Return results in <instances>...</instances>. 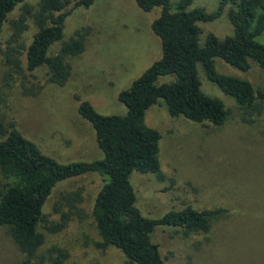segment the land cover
Instances as JSON below:
<instances>
[{"label":"rangeland","instance_id":"374dc122","mask_svg":"<svg viewBox=\"0 0 264 264\" xmlns=\"http://www.w3.org/2000/svg\"><path fill=\"white\" fill-rule=\"evenodd\" d=\"M38 2L26 0L35 8ZM23 4L9 13L0 33V117L14 119L43 153L61 163L102 158L95 130L80 115L79 105L89 101L105 115L127 113L120 93L163 55L162 40L152 29L161 8L144 11L135 0H95L90 7L73 10L63 40L84 28L89 33L85 50L69 57L70 78L59 85L49 81L45 66L29 71L25 54L20 69L5 60L11 21L22 12ZM218 4L219 0H193L190 9L215 11ZM199 25L202 42L209 32L220 38L233 32L226 13ZM37 30L30 19L22 37L26 46ZM256 39L264 42V33ZM61 42H56L49 54H55ZM216 68L264 89V68L255 62L243 71L217 58ZM198 70L201 89L224 101L228 117L222 125L174 117L163 99L147 109L146 123L162 134L160 164L165 178L134 171L130 181L137 194L136 205L145 217L154 219L188 204L198 209L227 208L213 219L208 232L185 235L178 227H157L152 239L166 264H264V99L258 98V108L245 113L234 98L207 78L201 64ZM174 78L162 76L159 82ZM35 89L36 94L27 93ZM107 178L89 172L56 184L44 204L45 217L50 222L60 221L62 211L56 210V202L64 192L78 189L83 194L80 206L84 215L73 216L54 233L40 225L46 239L34 264H131L119 248L99 245L102 238L93 207ZM6 181L0 173V188ZM21 258L14 242L0 229V264H18Z\"/></svg>","mask_w":264,"mask_h":264},{"label":"trees","instance_id":"16d2710c","mask_svg":"<svg viewBox=\"0 0 264 264\" xmlns=\"http://www.w3.org/2000/svg\"><path fill=\"white\" fill-rule=\"evenodd\" d=\"M144 11L161 8L152 29L162 40L163 55L149 66L132 85L123 90L119 100L127 107L125 115H105L89 101H82L79 113L95 130L96 141L104 156L92 161L61 163L43 153L26 137L14 119L0 117V173L7 180L0 188V229L14 242L22 254L18 264H34L46 235L39 230L45 225L51 233L62 230L73 216L84 210L81 189L64 192L56 202L62 211L60 221L50 222L43 212L44 204L60 181L89 172L108 178L98 191L93 207L103 248L115 246L131 264H166L152 234L159 226L180 228L185 235L208 232L213 219L227 212L225 207L198 209L188 204L171 210L160 218L145 217L136 205L137 194L130 181L134 171L153 173L165 178L160 164L159 130L145 121V113L160 99L165 101L171 116H183L199 123L222 125L229 110L218 97L201 89L198 65L207 78L226 95L235 99L245 113L257 109V99H264V89L236 75L221 73L217 58L246 71L255 62L264 68V42L256 38L264 33V0H219L215 11L204 7L190 9L193 0H135ZM95 0H39L37 7L26 0H0V33L8 15L23 4L22 12L11 21L12 35L7 40L4 57L14 68H21L26 56L29 71L45 66L49 81L63 85L71 75L69 57L85 50L89 31L78 30L63 40L68 16L78 7H90ZM224 13L233 25V32L223 38L206 34L200 22L214 21ZM37 25L31 43L22 37L29 20ZM61 42L55 54L52 46ZM174 75L170 82L160 77ZM30 90L31 94H36Z\"/></svg>","mask_w":264,"mask_h":264}]
</instances>
